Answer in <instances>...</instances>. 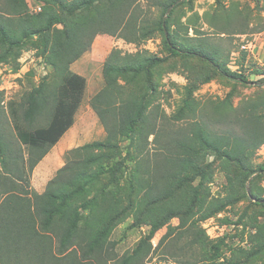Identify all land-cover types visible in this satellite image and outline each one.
Instances as JSON below:
<instances>
[{"label":"rangeland","instance_id":"obj_1","mask_svg":"<svg viewBox=\"0 0 264 264\" xmlns=\"http://www.w3.org/2000/svg\"><path fill=\"white\" fill-rule=\"evenodd\" d=\"M26 1L31 14L43 12L42 2ZM104 2L98 0L96 5L102 7ZM36 3L41 6L38 11L34 10ZM149 4V0H137L128 10H142L139 13L141 19H156L162 10H150ZM3 6L4 2L0 0V10H6L0 11L2 16L16 23L13 29L18 28V16L9 13ZM166 19L168 33L179 41L178 44L191 48L207 43L210 52L215 49L219 51L217 59L220 64L231 71H242L246 81L226 77L198 57L171 54L160 31L140 42L98 31L87 50L70 65L72 71L83 75L87 81L74 123L33 168H30V159L41 150H32L20 142L15 123L18 122L23 129H33L47 123L48 115L39 114L35 123L30 126L24 121L21 104L33 88L48 76L51 68L38 55V49L32 40H23L12 56L0 63L1 204L7 189L28 197L33 192L43 193L58 169L74 158V154H69L70 150L107 137V126L94 108L93 100L105 86L103 68L110 55L114 54L117 60L125 53L140 50L164 58L155 68L156 90L146 91L144 122L136 135L138 142L132 145L130 138L123 137L115 148L105 149L106 161L103 162L109 171L101 176L92 191V195L97 196L101 204L102 201L108 203L119 199L123 204H129V210L121 211L113 218V230L100 252L85 256L82 235L73 239L64 255L75 258L79 262L76 264H121L122 258L133 253L140 241L149 235L151 225L145 221L149 217L136 209L137 202L144 193L143 190L138 192L132 189L131 176L136 162L140 161L142 169L150 172L145 175L148 182L157 183L154 164L159 158V142L167 141L169 136H181L189 132L196 119L206 123L212 130L222 131L232 127V120L247 124L251 115V118L257 117L264 128V0L185 1L180 5H173ZM38 25L43 26L45 23L40 20ZM55 26L61 27L52 25ZM241 36L256 40L257 55L256 51L255 55L241 52L238 58H232L231 53L239 50ZM188 98L192 100L194 112L186 104ZM13 108L17 111V118L12 112ZM180 109H183V115L177 119L176 113ZM238 126L234 128L235 131H239ZM1 151H4L3 154ZM253 158L250 174L235 167L238 175H233V182L236 194H242V197L208 219L201 220L203 210L197 206L186 211L187 201L179 198L177 200L183 205L180 211L182 213L171 216V210L166 209L170 205L167 196L161 201L153 202L149 207L150 216L161 218L163 223L150 239L152 246L146 244L132 264H216L220 260L237 264H263L264 257L260 259L248 251L252 245L254 226L264 224V171L259 167L264 163V144ZM5 159L9 170L4 166ZM205 159L207 164L213 162L215 167L212 170L214 178L208 184L206 193L211 197L224 198L230 184L220 161L209 152ZM156 188L168 191L165 180L159 181ZM182 192V188L177 190V194ZM59 232L58 226L43 232L48 237L45 246H49L53 252L58 251ZM222 237L224 243L217 251L213 245ZM56 258L58 262L55 264H70L61 261V257ZM20 262L19 259H13L10 264ZM54 262L55 260L52 263Z\"/></svg>","mask_w":264,"mask_h":264},{"label":"trees","instance_id":"obj_2","mask_svg":"<svg viewBox=\"0 0 264 264\" xmlns=\"http://www.w3.org/2000/svg\"><path fill=\"white\" fill-rule=\"evenodd\" d=\"M38 1L44 4L43 12L34 15L28 11L26 0H3L2 8L18 16L20 20L18 28L15 29L13 28L16 23L5 19L0 12V63L9 59L23 40H32L38 49V55H41L51 68L48 76L33 88L21 104L24 121L30 126L35 123L39 114L48 115L47 123L33 129H23L18 122L15 123L20 142L32 150H41L31 157L30 168L38 163L74 123L87 81L83 75L72 71L70 65L87 50L92 37L98 31L117 34L137 42L160 31L171 54L198 57L214 66L222 75L246 81L242 71H231L220 64L217 59L219 51L214 48L215 50L210 52L207 43L184 48L168 33V19L164 21L168 8L191 0H149L150 10H162L156 19H141L139 13L141 14L142 10H128L137 0H102L105 1L102 7L96 5L98 0ZM40 20L45 25H38ZM54 24L61 27H52ZM117 60L112 54L104 64L105 86L93 100L94 108L107 126V137L102 141L85 143L70 150L69 154H74V158L58 169L43 193L33 192L32 196L28 197L12 189L5 191L6 196L0 204V264H10L13 259H19V264H55L58 262L56 257H61V261L66 263H79L75 258L64 255L73 239L79 234L82 235L85 256L100 252L113 230V218L121 211L128 212V203L123 204L117 199L108 203L102 201L101 204L97 196L92 195V191L101 176L109 171L103 162L106 161L105 149L115 148L123 137L130 138L132 145L138 142L136 135L139 134V126L142 127L144 122L146 91L156 90L154 72L164 58L139 50L135 53H125ZM102 104L103 107L100 106ZM186 104L190 111L194 112L190 98L186 99ZM12 112L17 118V111L13 108ZM182 115L183 109H180L176 113L177 119L182 118ZM250 116L247 124L232 120V127L222 131L212 130L206 123L196 119L189 132L181 136H169L167 141L159 142V158L154 164L155 179L157 183L165 180L168 191H159L156 188L157 183H149L145 175L150 172L142 169L140 161L136 162L131 176V187L134 191L143 190L144 194L137 202L136 209L141 214L148 215L149 218L145 221L151 228L149 235L140 241L134 252L122 258L121 264H132L146 244L152 246L150 239L163 223L161 218L150 216L149 207L153 202L161 201L167 196L170 205L166 209L171 210V216L182 213L180 211L183 205L177 200L179 198L187 201L186 211L196 206L203 210L201 220H205L242 197V194H236L233 182V175H238L235 167H240L243 172L250 174L253 157L264 144L262 124L257 117ZM236 126L239 131H235ZM3 152L1 151L2 154ZM207 152L220 161L230 184L224 198L211 197L206 193L208 184L214 178L212 170L215 168L213 162L206 163ZM4 166L9 170L7 159L4 160ZM259 167L264 171V163ZM197 179L199 180L195 183ZM181 188L183 192L177 194V190ZM155 192L158 194L154 195ZM56 226L60 228V234L58 251L53 252L49 246H45L48 237L44 236L43 232ZM254 227L255 232L252 234V245L248 253L262 259L264 224ZM224 237L213 245L217 251L221 249ZM57 253L59 255L56 256ZM216 264L237 263L220 260Z\"/></svg>","mask_w":264,"mask_h":264},{"label":"built area","instance_id":"obj_3","mask_svg":"<svg viewBox=\"0 0 264 264\" xmlns=\"http://www.w3.org/2000/svg\"><path fill=\"white\" fill-rule=\"evenodd\" d=\"M37 4V3H36ZM41 9L40 5H36L34 10L38 11ZM256 40H248L247 38H245V36H241V42L239 44V50L237 52H232V58L236 59L240 56L241 52H247L249 54H254L255 55V51H256V55H257V49L258 46L255 42Z\"/></svg>","mask_w":264,"mask_h":264},{"label":"water","instance_id":"obj_4","mask_svg":"<svg viewBox=\"0 0 264 264\" xmlns=\"http://www.w3.org/2000/svg\"><path fill=\"white\" fill-rule=\"evenodd\" d=\"M180 1H182V0H179V2ZM171 7L172 6H170L169 8H168V10H167V13H166V15L164 16V21H165V19H166V16H167V14L170 12V10H171ZM164 24H165V22H164ZM165 26V25H164ZM165 32H166V35H167V31L165 30Z\"/></svg>","mask_w":264,"mask_h":264}]
</instances>
